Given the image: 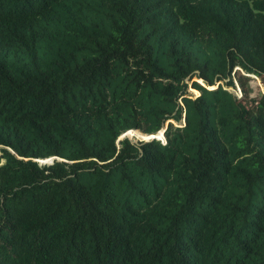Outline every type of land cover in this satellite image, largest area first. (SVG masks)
Instances as JSON below:
<instances>
[{
    "label": "trees",
    "instance_id": "1",
    "mask_svg": "<svg viewBox=\"0 0 264 264\" xmlns=\"http://www.w3.org/2000/svg\"><path fill=\"white\" fill-rule=\"evenodd\" d=\"M250 75L264 0H0V264H264Z\"/></svg>",
    "mask_w": 264,
    "mask_h": 264
},
{
    "label": "rangeland",
    "instance_id": "2",
    "mask_svg": "<svg viewBox=\"0 0 264 264\" xmlns=\"http://www.w3.org/2000/svg\"><path fill=\"white\" fill-rule=\"evenodd\" d=\"M252 77V85L254 86V88L255 89H258L260 92H264V84L262 83V81H261V79L260 78H258V77H256V76H254V75H252L251 76ZM192 80H194V78L192 79ZM200 82V81H199ZM201 84H203L202 82H200ZM223 82L222 81H216V86L218 85V84H222ZM234 83H235V88H233V87H228V89L230 90V91H232V92H234L237 96H240V90H239V87H238V85H237V83H236V81H234ZM186 94H188L189 96H191V97H196L198 94H199V91L198 90H196V89H194L191 85H190V82H189V84H188V87H187V89H186ZM172 122H173V124H175V125H178V123L176 122V121H174V120H172ZM167 123V122H166ZM166 123H165V125H166ZM147 135V137H143V138H141V137H136L133 133H131L129 130H127V131H125V132H123L119 137H118V139H122V138H124V137H127V138H129L131 141H133V142H136V141H141V140H147V139H150L152 136H154L155 137V139L156 138H160V140L161 141H164L165 139H164V136L163 135H161V134H155V135H152V134H146ZM37 161H38V163L39 164H48V163H50L51 161H52V159H36Z\"/></svg>",
    "mask_w": 264,
    "mask_h": 264
},
{
    "label": "bare ground",
    "instance_id": "3",
    "mask_svg": "<svg viewBox=\"0 0 264 264\" xmlns=\"http://www.w3.org/2000/svg\"><path fill=\"white\" fill-rule=\"evenodd\" d=\"M129 131H130L131 133H133L136 137H141V138H143V137H147L146 134L141 133V132L138 131V130L129 129Z\"/></svg>",
    "mask_w": 264,
    "mask_h": 264
},
{
    "label": "water",
    "instance_id": "4",
    "mask_svg": "<svg viewBox=\"0 0 264 264\" xmlns=\"http://www.w3.org/2000/svg\"><path fill=\"white\" fill-rule=\"evenodd\" d=\"M250 76H252V75H250ZM163 131H164V128L158 130L157 132H155V133L152 134V135H155V134H158V133H159V134H161V135L164 136ZM148 135H149V134H148ZM153 138H155V137L152 136L150 139H153ZM150 139H147V140H150ZM156 139H160V138H156ZM147 140H144V141H147ZM53 158H55V157H48V159H52V160H53ZM45 159H47V158H45ZM58 160H60V159H58ZM50 163H51V162H50Z\"/></svg>",
    "mask_w": 264,
    "mask_h": 264
}]
</instances>
